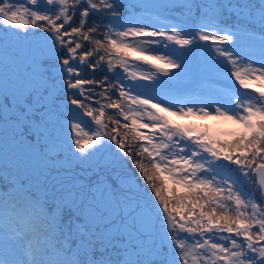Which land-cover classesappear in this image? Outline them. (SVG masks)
I'll list each match as a JSON object with an SVG mask.
<instances>
[{"label":"snow or ice","instance_id":"6c2138e0","mask_svg":"<svg viewBox=\"0 0 264 264\" xmlns=\"http://www.w3.org/2000/svg\"><path fill=\"white\" fill-rule=\"evenodd\" d=\"M0 264H264V0H0Z\"/></svg>","mask_w":264,"mask_h":264},{"label":"trees","instance_id":"16d2710c","mask_svg":"<svg viewBox=\"0 0 264 264\" xmlns=\"http://www.w3.org/2000/svg\"><path fill=\"white\" fill-rule=\"evenodd\" d=\"M215 123H216L215 121L207 120V119H205L204 121H195V122H193V124L198 125V126L199 125H206V126H209V127H211Z\"/></svg>","mask_w":264,"mask_h":264},{"label":"rangeland","instance_id":"374dc122","mask_svg":"<svg viewBox=\"0 0 264 264\" xmlns=\"http://www.w3.org/2000/svg\"><path fill=\"white\" fill-rule=\"evenodd\" d=\"M195 121H204V120H200V119H196V118H192L190 121H180L181 123H193Z\"/></svg>","mask_w":264,"mask_h":264}]
</instances>
